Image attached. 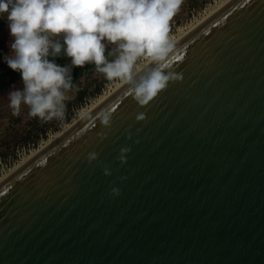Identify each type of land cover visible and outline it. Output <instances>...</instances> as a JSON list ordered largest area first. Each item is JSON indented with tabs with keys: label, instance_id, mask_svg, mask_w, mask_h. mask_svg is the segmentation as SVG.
<instances>
[{
	"label": "water",
	"instance_id": "obj_1",
	"mask_svg": "<svg viewBox=\"0 0 264 264\" xmlns=\"http://www.w3.org/2000/svg\"><path fill=\"white\" fill-rule=\"evenodd\" d=\"M168 63L182 79L147 105L126 83L0 184V264H264V0Z\"/></svg>",
	"mask_w": 264,
	"mask_h": 264
},
{
	"label": "clouds",
	"instance_id": "obj_2",
	"mask_svg": "<svg viewBox=\"0 0 264 264\" xmlns=\"http://www.w3.org/2000/svg\"><path fill=\"white\" fill-rule=\"evenodd\" d=\"M179 4L180 0H0V19L6 20L9 36L14 38V57L5 56V63L19 71L23 81L22 90L8 93L12 114L19 115L23 103L31 117L63 122L69 97L62 89H72V77L68 67L45 58L50 54L49 36L59 34H63V45L52 43V55L63 47L73 66L91 62L106 80L128 83V94L140 106L147 105L169 82L182 79L168 63L174 48L168 22ZM104 41L117 46L109 53L117 54L114 60H106ZM143 57L150 58L152 66L137 82L132 70ZM112 116V109L97 113L104 127H110ZM144 118V113L137 115V120ZM96 156L92 152L87 158L91 162ZM111 194L120 191L113 188Z\"/></svg>",
	"mask_w": 264,
	"mask_h": 264
},
{
	"label": "rangeland",
	"instance_id": "obj_3",
	"mask_svg": "<svg viewBox=\"0 0 264 264\" xmlns=\"http://www.w3.org/2000/svg\"><path fill=\"white\" fill-rule=\"evenodd\" d=\"M219 0H180V4L175 10L173 16L168 22L169 39L177 34L180 28L187 24L200 19L207 9L216 5ZM212 6V7H211ZM209 7V8H208ZM207 8V9H206ZM204 12V13H203ZM201 16V17H200ZM190 22V23H189ZM8 40L4 56L0 50V62L5 56L14 57L11 49V43L14 38L9 36L7 28ZM63 40V34L49 36V49L51 44ZM105 43V57L107 61L114 60L117 54L109 55L117 46L107 41ZM148 57L140 58L136 64L146 62ZM135 64V65H136ZM120 79L108 81L103 74L95 72V66L91 62L84 65L83 71L77 83L71 91L65 93L69 99L65 101L67 105L66 115L63 122L56 119L52 121H43L28 115L29 109L24 108L25 104H21L19 115H13L12 109L6 104L8 101V93L15 89H23L22 79H18L0 89V106L6 104V107L0 110V118L6 114L10 116V125L5 133L0 134V176L14 168L26 156L39 149L41 145L56 132L62 130L73 118L79 116L83 111L88 109L90 105L95 103L107 89L119 83ZM81 112V113H80ZM19 162V163H18Z\"/></svg>",
	"mask_w": 264,
	"mask_h": 264
},
{
	"label": "bare ground",
	"instance_id": "obj_4",
	"mask_svg": "<svg viewBox=\"0 0 264 264\" xmlns=\"http://www.w3.org/2000/svg\"><path fill=\"white\" fill-rule=\"evenodd\" d=\"M234 0H219L214 7L207 9L204 13V15L190 23L189 25L187 24L185 27L180 28L178 33L173 35L169 40L171 43L175 46L178 44L180 41L185 39L188 35H190L192 32H194L197 28H199L201 25H203L206 21H208L210 18H212L215 14H217L219 11H221L224 7H226L228 4H230ZM209 8V7H208ZM149 64H151L150 58L147 59L146 62H143L141 64H136L133 67L132 74L133 78L139 74L143 69H145ZM125 81H120L116 85L112 86L111 88L107 89L105 93H103L99 99L90 105L88 109L83 111L79 116L73 118L72 122L69 123L68 125L62 130L56 132L54 135H52L50 138H48L42 145L39 147V149L35 150L28 156H26L24 159L21 160L19 164L16 166L14 165V168L10 169L7 171V173L2 174L0 176V184L3 183L5 180H7L10 176H12L15 172H17L22 166H24L28 161H30L34 156H36L38 153H40L42 150H44L46 147H48L52 142H54L57 138H59L61 135H63L66 131H68L70 128H72L75 124H77L81 119H83L85 116H87L90 112H92L96 107H98L101 103H103L106 99H108L111 95H113L117 90H119L121 87L125 85Z\"/></svg>",
	"mask_w": 264,
	"mask_h": 264
},
{
	"label": "trees",
	"instance_id": "obj_5",
	"mask_svg": "<svg viewBox=\"0 0 264 264\" xmlns=\"http://www.w3.org/2000/svg\"><path fill=\"white\" fill-rule=\"evenodd\" d=\"M6 20L5 19H0V50L2 51V55L4 56V52L6 49V43L8 40V36H7V29H6ZM59 43H61L63 45V40L58 41ZM63 49V47H62ZM61 49V50H62ZM49 56H53L52 53V48L49 49ZM68 56L65 54L64 56H62L60 59H58L57 61L53 62L61 67H69V65L65 62L67 60ZM6 64L5 63V59H3L0 62V65ZM84 66L82 67H77V66H73L72 64L70 65V69H69V74L72 77V85L74 86L77 81L79 80L81 73L83 71ZM11 77V82L16 81L19 77H20V73L19 71H9L6 72L2 75H0V87H5L7 85V82L5 81L7 77ZM62 91H67V90H63Z\"/></svg>",
	"mask_w": 264,
	"mask_h": 264
},
{
	"label": "crops",
	"instance_id": "obj_6",
	"mask_svg": "<svg viewBox=\"0 0 264 264\" xmlns=\"http://www.w3.org/2000/svg\"><path fill=\"white\" fill-rule=\"evenodd\" d=\"M73 87H74V86H73ZM73 87H72V88H73ZM69 91H71V89L65 91V93H67V92H69ZM6 104H8V101H6ZM6 104H3L4 106L1 105V106H0V110L4 109V108L6 107ZM24 108L29 109V106L25 104V105H24ZM8 115H9V114H6L4 117L0 118V134L5 133L6 130H7V128H8V125H10V121H9L10 116H8Z\"/></svg>",
	"mask_w": 264,
	"mask_h": 264
},
{
	"label": "flooded vegetation",
	"instance_id": "obj_7",
	"mask_svg": "<svg viewBox=\"0 0 264 264\" xmlns=\"http://www.w3.org/2000/svg\"><path fill=\"white\" fill-rule=\"evenodd\" d=\"M65 62H66L68 65H69V67H68V68L70 69V65H71V58H70V57H68V58H67V60H66ZM18 79H21V76H20ZM18 79H17V80H18ZM5 81L7 82V85H9L10 83H13V82H11V77H10V76H9V77H7ZM14 82H15V81H14ZM7 85H6V86H7ZM6 86H5V87H6ZM1 88H4V87H0V89H1Z\"/></svg>",
	"mask_w": 264,
	"mask_h": 264
}]
</instances>
